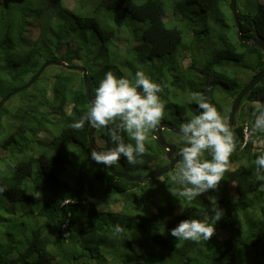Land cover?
Masks as SVG:
<instances>
[{"label":"trees","instance_id":"obj_1","mask_svg":"<svg viewBox=\"0 0 264 264\" xmlns=\"http://www.w3.org/2000/svg\"><path fill=\"white\" fill-rule=\"evenodd\" d=\"M248 1L256 7L239 12L242 41L228 0H0V100L7 97L0 106V264H264V191L254 163L264 144H254L260 137L250 131L264 79L241 102L223 180L190 202L171 195L170 172L145 183L114 176L91 159L89 126L69 127L90 106L75 66L87 70L91 96L106 71L143 70L174 94L175 123L195 112L187 92L216 106V96L233 102L247 83L241 76L264 69V52L249 44L256 34L264 38V0ZM51 59L68 67L51 64L18 90ZM106 133H93L102 151L111 147ZM146 147L144 164L121 158L112 167L131 176L160 167L164 150L155 139ZM215 204L225 215L209 241L171 236L181 220Z\"/></svg>","mask_w":264,"mask_h":264},{"label":"clouds","instance_id":"obj_2","mask_svg":"<svg viewBox=\"0 0 264 264\" xmlns=\"http://www.w3.org/2000/svg\"><path fill=\"white\" fill-rule=\"evenodd\" d=\"M165 87L140 69L126 77L108 70L96 86L90 106L69 127L74 131L84 129L85 125L92 129H107L106 134L111 147L103 151L97 149L91 151V159L97 164L111 167L123 158L129 165H142L148 152L146 144L150 139L158 142L156 131L166 118L168 105L163 96ZM192 99L196 102V114L181 119L178 124L173 123L177 124L179 134L173 133L179 135L178 143L183 146L172 145L163 138L167 144L175 148L173 158L176 162L168 177L173 187L168 190L176 199L183 198L187 202L218 188L230 168V157L237 147L235 132L228 118L218 111L217 106L203 93H194ZM251 116L250 131L253 136L260 137L259 140L252 142L264 144V102H255ZM125 134L131 138V142L126 141ZM249 135L250 132L245 129L243 146ZM178 146L180 149L177 151ZM164 152L167 163L163 164L165 158L161 161L160 157H157L161 166L152 171L169 163L166 150ZM205 153L208 158H203ZM148 163L153 165L157 164V161L153 159ZM254 163L256 179L260 182L259 190L264 191V149L256 155ZM4 191L6 189L0 187V193ZM183 212L184 209L180 207L178 214ZM224 215V210L218 204L211 205L210 209L207 208L200 214V218L181 220L171 229L170 234L176 240L209 241L216 232L217 222ZM120 230V226L117 225L116 231Z\"/></svg>","mask_w":264,"mask_h":264},{"label":"water","instance_id":"obj_3","mask_svg":"<svg viewBox=\"0 0 264 264\" xmlns=\"http://www.w3.org/2000/svg\"><path fill=\"white\" fill-rule=\"evenodd\" d=\"M236 1L237 0H230L229 1V10L232 12L233 15V19L236 25V29H237V35L239 37L240 40H244L242 35H241V26L239 23V11L237 10L236 7ZM250 45L252 46H256L259 49H261L264 52V38L259 36L258 34L255 35V39L252 40L251 42H249ZM56 65V66H60V67H68L67 63L64 61H50V62H46L45 65H43L41 67V69L38 71V73L33 76L30 81L28 82V84L24 85L22 88L18 89H24L26 87H28L34 80H36L42 69H44L45 67L49 66V65ZM77 70H79L81 72L82 75V79L84 81L85 87H86V91H87V99L88 101L91 100V95H90V81L87 78V70L84 67H77ZM264 79V69L260 72H258L257 74H255L243 87L242 89L239 91V93L236 95L232 105H231V109L228 115V120H229V124L230 126L233 128L235 125V120H236V114L238 112V109L240 107V104L243 100V98L245 97L246 94H248L260 81H262ZM7 97H4L1 101H0V106L6 101ZM166 128L172 132H175L177 134L178 133V129L177 126L173 123L170 122H161V125L157 128V134H158V142L159 144L162 146V148L164 150H166L167 155L169 157V163L167 165H165L164 167H161L157 170H154L150 173H147L145 175H141V176H131L128 175L126 173H121L118 172L116 169H114L112 166L111 167H106L104 166L110 173H112L114 176L118 177V178H122L126 181H130V182H138V183H144L147 180H151L154 178H157L161 175H163L164 173L169 172L176 160L173 158V154L175 153V148L172 145H169L166 143V141L163 139L162 137V129ZM93 133H94V129L90 128L88 129V140L90 143V148L93 149H97L100 150L94 141V137H93Z\"/></svg>","mask_w":264,"mask_h":264},{"label":"rangeland","instance_id":"obj_4","mask_svg":"<svg viewBox=\"0 0 264 264\" xmlns=\"http://www.w3.org/2000/svg\"><path fill=\"white\" fill-rule=\"evenodd\" d=\"M229 1L230 0H228V3H226L227 5H228V8H229ZM240 1V2H239ZM262 3L264 4V2L262 1ZM251 5V7L252 8H255L256 7V3L254 2V1H252V2H249L248 0H237V9H238V11L239 12H241V13H246L247 11H245V9H247L248 8V5ZM193 33H190V35H192ZM185 41H189V39H183V44L185 43ZM189 43V42H188ZM187 43V44H188ZM181 47V45L178 47V50H179V48ZM177 50V51H178ZM178 54V53H177ZM190 53L189 52H186V59L184 60V63H185V65H187V64H190L191 62H190V59H189V55ZM50 61H59V60H53V59H51V60H49V61H47V62H50ZM194 62H196V60H192V63H194ZM44 63V62H43ZM46 63H44L43 65H45ZM196 66H200V65H198V63L197 64H195ZM42 67V66H41ZM77 67H82V66H75V68H77ZM198 67H196V68H198ZM52 69H54L53 68V66H50L49 67V69L48 70H52ZM40 70V69H39ZM75 72V71H74ZM195 72V71H194ZM150 73V72H149ZM78 74V73H77ZM192 76L193 77H195V74H193L192 73ZM252 75H250L249 76V78H245L244 76H241V79H242V81H241V85H243L244 83H246V82H248V80L250 79V77H251ZM217 93H218V91H217ZM187 96L186 97H188V96H193V92H187V93H185ZM218 95H220L219 93H218ZM163 96H164V99L167 101V105H168V108H167V110H166V118L168 117V118H172V120H173V122H175L174 120L176 119V118H174V117H176V115L175 114H172V113H170L169 112V110H170V108L175 104V103H177V101L174 99V94H172L171 93V91H168V90H166V91H164L163 92ZM217 98H216V103H217V106H220L221 108L222 107H224V109L227 111L228 110V115H229V112H230V109H231V105H232V103L233 102H231V99H225V101H224V99H221V97L222 96H216ZM3 99V98H2ZM1 99V100H2ZM0 100V101H1ZM245 108H244V111L243 112H247L248 111V109H247V105H245L244 106ZM226 111H225V113H222L223 115H225L226 116ZM194 114H196V109H195V112H193L192 114H190V116H189V118L190 117H192ZM240 116V117H239ZM241 118V113L238 115L237 114V118ZM227 118H228V116H227ZM185 119H187V118H185ZM181 120H178V122H177V124L180 122ZM177 124H175V125H177ZM168 130V129H167ZM168 131H170V130H168ZM4 132H2L1 130H0V135H2ZM168 133V132H167ZM170 136H172V135H170ZM169 136V137H170ZM174 137V136H173ZM175 137H177V136H175ZM169 140V142H171L172 140L169 138L168 139ZM1 155V154H0ZM164 156V158H165V160L163 161V164H165V163H167V158H166V155H163ZM163 156H161V158L163 157ZM148 165H150L149 163H148ZM236 167V165H234V166H232L231 168L233 169V168H235ZM172 172V170L170 171V173ZM147 173H149V172H147ZM147 173H145V174H147ZM170 173H169V175H170ZM127 174V173H126ZM145 174H141V175H145ZM130 175V174H129ZM141 175H138V176H141ZM161 180V179H160ZM159 180V181H160Z\"/></svg>","mask_w":264,"mask_h":264},{"label":"flooded vegetation","instance_id":"obj_5","mask_svg":"<svg viewBox=\"0 0 264 264\" xmlns=\"http://www.w3.org/2000/svg\"><path fill=\"white\" fill-rule=\"evenodd\" d=\"M166 121H169V122H172V123H174L173 122V120H172V118H165L164 120H162V122H166ZM168 132V133H167ZM161 134H162V137L168 142V143H170V144H172V145H179L180 147H182L183 145L182 144H180V143H178V138H179V136H177V134H174L173 132H171V131H168L166 128H163L162 129V132H161ZM170 135H172V136H170ZM170 136V137H169ZM174 136V137H173ZM175 136H177V137H175ZM171 139L172 141L171 142H169V140L168 139Z\"/></svg>","mask_w":264,"mask_h":264},{"label":"bare ground","instance_id":"obj_6","mask_svg":"<svg viewBox=\"0 0 264 264\" xmlns=\"http://www.w3.org/2000/svg\"><path fill=\"white\" fill-rule=\"evenodd\" d=\"M26 89V88H25ZM91 90V89H90ZM154 181V180H153Z\"/></svg>","mask_w":264,"mask_h":264}]
</instances>
